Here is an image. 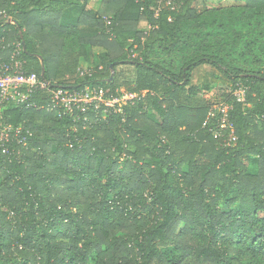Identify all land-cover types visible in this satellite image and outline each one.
I'll return each instance as SVG.
<instances>
[{"label": "trees", "instance_id": "1", "mask_svg": "<svg viewBox=\"0 0 264 264\" xmlns=\"http://www.w3.org/2000/svg\"><path fill=\"white\" fill-rule=\"evenodd\" d=\"M88 1L0 0L28 72L135 94L58 116L44 89L5 109L30 134L0 152V264H264V0ZM214 84L230 91L199 95Z\"/></svg>", "mask_w": 264, "mask_h": 264}, {"label": "built area", "instance_id": "2", "mask_svg": "<svg viewBox=\"0 0 264 264\" xmlns=\"http://www.w3.org/2000/svg\"><path fill=\"white\" fill-rule=\"evenodd\" d=\"M7 21L10 16L0 10ZM22 46L19 41L6 42L5 36L0 35V152L9 157H20L25 146L27 137L30 134L28 128L22 123L13 124L5 115V109L13 106L29 107L31 95L36 91L49 89L48 104L56 110L57 115L70 114L75 111H86L93 105L94 108L104 107V110L113 109L119 111L122 103L135 96L133 93H119L113 97H106L102 88H86L84 90L72 91L60 86L50 87V83L41 75L28 72L24 68V60L20 55ZM233 97L236 102L245 101L246 87L236 84L233 89ZM37 104V103H36ZM34 104V105H36ZM38 105V104H37ZM39 106H42L39 104ZM231 108L229 103H218L213 105L210 116H216L221 128L227 132L230 142L235 141L233 125L229 120L228 111ZM84 119H86L84 117Z\"/></svg>", "mask_w": 264, "mask_h": 264}, {"label": "rangeland", "instance_id": "3", "mask_svg": "<svg viewBox=\"0 0 264 264\" xmlns=\"http://www.w3.org/2000/svg\"><path fill=\"white\" fill-rule=\"evenodd\" d=\"M99 1L100 0H89L88 4L91 7H93L94 9H96L99 6ZM238 1H240V0H205L204 4L206 6H208V7H217V6H222V5L233 4V3L238 2ZM139 27L142 28V29H147L148 28L146 23H140ZM75 37H76L75 35L69 36L67 38V40H66V43L67 44L72 43L73 44L72 46H74L75 45ZM226 49H231V50H228L229 52L232 51V48H230L229 45L226 46ZM184 51L187 52L188 48H185ZM260 51H262L263 54H264V49L263 50H256V53L258 54ZM164 56H165V54H164ZM174 58L179 60V56H174ZM165 59H168V58L165 57ZM79 66H80V64H79ZM262 68L264 69V59H263V63H262ZM225 91H230V87H220V85L214 84L209 91H205V92L202 91V92L199 93V95L200 96L206 95V96H211L212 97V96L218 95L219 93H222V92H225Z\"/></svg>", "mask_w": 264, "mask_h": 264}, {"label": "water", "instance_id": "4", "mask_svg": "<svg viewBox=\"0 0 264 264\" xmlns=\"http://www.w3.org/2000/svg\"><path fill=\"white\" fill-rule=\"evenodd\" d=\"M20 36L22 37V33L20 34ZM22 44H23V40H22ZM24 46V45H23ZM42 74H43V66H42Z\"/></svg>", "mask_w": 264, "mask_h": 264}]
</instances>
